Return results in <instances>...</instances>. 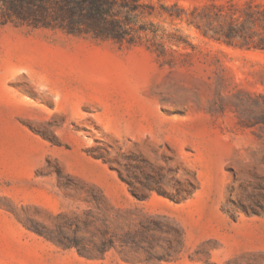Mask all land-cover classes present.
<instances>
[{"label": "rangeland", "instance_id": "374dc122", "mask_svg": "<svg viewBox=\"0 0 264 264\" xmlns=\"http://www.w3.org/2000/svg\"><path fill=\"white\" fill-rule=\"evenodd\" d=\"M15 2L0 264H264V0H141L135 44Z\"/></svg>", "mask_w": 264, "mask_h": 264}, {"label": "trees", "instance_id": "16d2710c", "mask_svg": "<svg viewBox=\"0 0 264 264\" xmlns=\"http://www.w3.org/2000/svg\"><path fill=\"white\" fill-rule=\"evenodd\" d=\"M48 0H16L11 3L13 9L19 15H23V4L28 7L30 14L44 10ZM56 3L57 15L61 20L66 21L68 28L82 26L85 33H92L94 37L111 39L115 43L135 44L137 39H141V32L146 28L138 24L139 17H150L154 14L152 6L143 4L141 0H52ZM182 13L187 14L183 9ZM201 14H207L206 9H202ZM22 11V12H21ZM197 8L189 14L195 18ZM172 19H182L181 13H172L166 10ZM22 19V18H21ZM188 23H192L190 18H186ZM72 31V30H70ZM205 37L214 41L222 42L228 46H233V31L222 33L219 37L207 35Z\"/></svg>", "mask_w": 264, "mask_h": 264}]
</instances>
